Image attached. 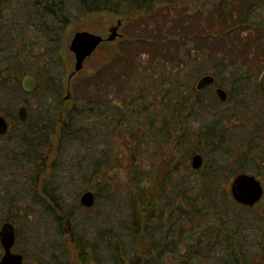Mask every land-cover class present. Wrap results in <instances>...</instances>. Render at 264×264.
<instances>
[{
	"label": "trees",
	"instance_id": "trees-1",
	"mask_svg": "<svg viewBox=\"0 0 264 264\" xmlns=\"http://www.w3.org/2000/svg\"><path fill=\"white\" fill-rule=\"evenodd\" d=\"M209 1L212 4L208 11L202 7L204 4L201 6L202 10L199 4L195 6L199 11L203 27L200 28V24H197L200 19L194 23L202 30L198 34L202 35V41L206 45L196 54L195 49L188 46V42H191L190 34H183L180 28L179 33L172 35L170 32L172 31L170 25L173 21L170 19L168 9L164 10L161 5L170 4L172 0H25L24 27L19 34H17L19 30L16 34H13V29L10 30L9 35L12 36L7 39L5 37L4 46L7 45L14 49L13 60L27 65V60L31 58L35 59V63L42 60V53L36 54L33 48L37 44L39 48L45 45L44 56L46 57L43 63L46 66L42 67L41 72L35 73V76L36 78L38 76V79L44 77V81L48 83L47 86L57 84L58 87L55 86V89L58 93L61 92L62 77L66 72L59 57V49L65 28L70 22L72 8L78 9L80 15L113 13L123 16L126 24H137L138 18H145V23L141 22L142 31L127 32L118 39L121 45L120 51L111 61L88 76L73 78L75 83L88 78V104H84L83 109H76L72 112L68 127L74 129L73 136L79 128V132L83 134L81 137L88 138V148L94 151L88 157L94 177L100 176L104 168L97 149L102 143L98 141L99 137L104 139L107 136L104 133L111 126L113 130L117 126L128 128L127 131L131 136L136 134L134 128L138 125L135 124V118L131 116L133 112L128 110L131 115H126L124 106L147 111L149 116L141 115L142 126H150L153 129L163 127L160 133L155 134L166 137V139L177 135L178 140L175 144L178 147L182 145L180 143L183 142L185 136H191L199 146L196 152L204 156V163L200 168L189 166V181L186 179L181 180L182 182L179 180L171 182V174L180 168L178 161L170 160V162L166 161V165H160L161 168L155 172L156 181H162L159 186L160 192L153 189L152 192L149 191V194L147 189L143 188L145 177H140L136 169L140 168L141 164L131 163L129 168L132 172L131 183L134 189L131 192L132 206L128 219L122 224L105 226L93 221L88 223V232L78 234L72 231L69 238H66L64 222L61 217L58 218L61 241L54 246L55 251L49 254L51 261L45 264H170L168 261L170 255L175 259H180L175 264H201L197 262L198 260L195 261V256H191L192 254L201 256L200 258L216 257L218 264H255V261H252L250 248L243 239L237 241L238 237H235V233L241 230V220L238 216L232 220L230 211L237 202L231 198L226 187L223 186L231 178V168L224 158L217 160L215 156L217 154L221 156L220 151L224 149L227 136L224 135V131L236 129L238 124L236 122H244L243 117L246 113L239 116L232 115V111L242 104L245 87L249 91L255 89L250 87L254 77L251 70L261 71L264 63L261 58L257 60L258 57L255 56L259 55L255 53L246 57L244 61L235 58L232 63L226 64L224 59L219 58L218 55L220 52H225V55L227 51L223 47L218 48L219 50L215 49L217 38L224 37L226 32H219L220 35H218L216 29L212 30L214 27L211 26L209 29L205 25L206 23L209 25L210 19H214L218 24L230 25L225 29L234 30L238 18L242 16L245 19L250 18V11L257 1L250 0L256 3L254 2L243 11L239 10L240 5L237 3L239 0H218L221 1L218 5V1L207 0ZM262 3L264 4V1ZM219 6L222 9L221 12L218 11ZM233 7L237 10L233 11ZM187 12L189 13V10ZM203 18L207 19L204 21ZM179 20L182 18L180 17ZM208 39L214 42L208 43ZM253 42L254 38L245 39L239 50L247 48L248 51L262 50L264 52L263 34L255 46ZM228 45L233 47V44ZM255 59L257 64H255ZM9 66V68L0 69V79H3L5 84L20 83L19 76L28 70L15 65L18 69L15 68L13 71L12 66L14 65L9 64ZM52 67L55 69L53 70ZM205 76L214 77L216 84L223 89L229 86L228 91L225 89L228 93L226 104L218 99L211 86L201 90L198 88L197 79L200 80ZM255 86L257 90L260 89L258 85ZM261 95L264 97L263 92ZM211 102L217 104L212 107L213 109L222 108L224 110L225 106L226 115H218L219 120L213 119L210 125L205 127L201 124L200 129L195 130L190 121L195 120L199 113L202 114L203 112L200 111L206 110L207 104ZM227 102L231 105H227ZM154 108L157 112L152 118L150 115L156 111ZM230 111L231 113L227 114ZM28 114V118L20 123L28 122L31 115L30 112ZM82 118H85L84 121L88 119V123L79 127L77 122L80 123ZM155 121L162 126L156 125ZM246 122L256 124L258 127L261 124L264 125V120L257 116L255 118L250 116ZM37 130L41 133L44 128L38 127ZM43 137L46 138V136ZM241 139L242 137L236 140L235 149L242 147L243 139ZM244 145L248 146V144ZM158 147L161 148L159 145ZM249 147L248 152L243 155L245 159L243 165L235 171L246 172L243 167L248 162L257 163L260 169L264 168L263 147L261 148L259 144L249 145ZM256 148L258 152L255 151ZM162 150L163 148L159 151ZM139 152L142 153L140 150ZM162 168L166 170L165 174L161 173ZM53 185L49 183L48 193L53 197L52 200H56L53 194L56 186ZM41 198L43 197H38V200L41 201ZM158 200L164 201L165 204L157 206L154 202ZM202 201L208 205H201ZM69 215L71 212L68 213ZM171 220L173 223L169 224ZM183 221L185 223H182ZM185 224L190 226L187 231L188 236L177 238L175 234L185 235L187 230ZM187 239L191 240L186 250L183 251L180 249L181 244L187 242ZM186 256L193 258L184 261Z\"/></svg>",
	"mask_w": 264,
	"mask_h": 264
},
{
	"label": "rangeland",
	"instance_id": "rangeland-1",
	"mask_svg": "<svg viewBox=\"0 0 264 264\" xmlns=\"http://www.w3.org/2000/svg\"><path fill=\"white\" fill-rule=\"evenodd\" d=\"M217 1L215 0L214 2ZM256 1L239 0L237 2L240 5V11L248 8L254 2L256 5L250 11V18L245 19L242 18L243 16L238 18L239 20L234 30L225 29V27L230 25L218 24L214 19H210L211 23L209 25L206 23L205 25L209 29L211 26L212 28L214 27L212 30L215 31L216 29L218 33L226 32L225 38L223 36L217 38L215 49L219 50L223 47L227 51L225 55V52H220L218 57L224 59L223 61L228 65L235 58L244 61L246 57L255 53L259 55L255 56L258 57L257 60L259 61L261 58L264 63V52L262 50L248 51L247 48L239 50L245 39L254 38L253 44L255 46L259 37L262 34L264 35V4L262 3L264 0ZM218 3H221V1H218L217 5ZM25 4V0H0V69L9 68L10 64L14 65L12 66L13 71L15 68L18 69V66L15 65H20L22 69L28 70L25 73H21L19 76L20 83L18 84H5L4 80L0 79V115L7 119L9 127L7 134L0 136V227L4 222H13L16 225L18 236L15 250L24 254L26 264H45L51 261L49 254L55 251L54 246L61 241L58 218L61 217L64 222L66 238H69V234H72V231L78 234L88 232V223L93 221L97 222L98 225L105 226L122 224L128 219L132 206L130 201L131 192L134 189L131 183L132 172L129 168L131 163L141 164V167L136 169L140 177H145L146 181H144L145 185L143 188L147 189V193L149 194V191L153 189L159 193V186L162 181H156L155 172H157L158 168H161L159 167L160 165H166V161L170 162V160L178 161L177 164L180 165V168L174 174H171V182L178 180L182 182L181 180L186 179L189 181L188 172L189 166L192 165V156L194 154L203 156V154L196 152L199 146L191 136H185L183 142L180 143L182 145L178 147L175 144L178 140L177 135L166 139V137L155 134L160 133L163 127H154V130L153 127L142 126L141 115L144 117L149 116L147 111L139 108L134 109L132 106H124L126 115H131L128 110L133 112L131 116L135 118V124L138 125L134 128L136 134L131 136L127 131L128 128L118 126L114 127V131L111 126L104 133L107 134L104 139L99 137L98 141L102 143L98 145L97 149L104 168L100 176L94 177L92 175L93 169H91L90 160L88 159L94 151L88 148V138L84 139L81 137L83 134L79 132V128H77L76 135L73 136L72 132L74 129L68 127L69 121L72 119V112L76 109H83V105L88 104V78L87 80L81 79L77 83L73 81V78H70L76 64L75 53L70 49L71 41L74 35L81 31L100 35L104 39L96 51L87 57L83 69L76 73L75 78L79 79L80 77L88 76V74L93 73L99 67L111 61L120 51L121 45L118 39L127 32L142 31L141 22L144 24L145 18H138L136 20L137 24H126L123 16L113 13L102 12L80 15L78 9L72 8L70 10L72 12L70 22L65 28L59 49V57L66 72L62 77L61 92L58 93L55 89V86L58 87L57 84H49L47 86L48 83L44 81V77H39L38 79V76L37 78L35 76V73L41 72L42 67L46 66L43 63L46 57L44 56L45 45L39 48L40 46L37 44L33 48L36 54L42 53V60L39 63H35V59L31 58L27 60V65L13 60L14 49L7 47V45L4 46L5 37L7 39V37L12 36L9 35L10 30L13 29V34H16L19 30L17 33L19 34L24 27ZM198 4L201 10V6L204 4L202 7L208 11L212 3L210 1L207 2V0H172L170 4L161 5L164 10L168 9L170 19L173 21V24L170 25L172 35L180 31L183 34H190L191 42H188V46L194 48L196 54L202 51L200 50L201 48L206 46L202 41V35L198 34L199 31H202L199 27H203V25L201 26L199 11L195 7ZM184 9L186 11L183 12ZM187 10H189V13ZM219 10L220 12L222 10L220 6L218 7ZM236 10L237 8L233 7V11ZM180 17L182 20H179ZM203 19L205 21L207 18ZM119 21L121 22L120 25H118ZM180 21L182 22L181 24ZM196 21H198V25L200 24L199 27L195 25L194 22ZM116 26H118L119 36L113 40H108L112 35V29ZM179 28L180 31H178ZM213 42L214 40L208 39V43ZM228 44H233V47ZM257 60L255 64H257ZM23 65L25 66L23 67ZM52 68L53 70L55 69L54 67ZM251 72L254 77L251 80L252 84L250 87L252 86L256 90L252 89L249 91L245 87L242 104L232 111V115L240 116V114L246 113L245 117H243L245 118L244 122H236L238 123L236 129L224 131V135H227V141L225 140L224 149L220 151L221 156L218 154L215 156L217 160L224 158L231 168V170L229 169L231 172L228 170L231 178L223 186L226 187L235 202L237 201L231 194V183L238 173L256 175L263 182L264 187V168L260 169L257 163L248 162L243 167L246 172L235 171L236 168L243 165L245 160L243 155L248 152L249 145L255 146L259 144L264 149V125L261 124L258 127L256 124L246 122V119L250 118V116L254 118L257 116L264 120V97L261 95V89H259V92L255 86L258 85L261 71L252 69ZM27 76L34 77L38 82V86L33 91L23 88V82ZM197 80L199 81V79ZM226 84L228 85V81ZM217 86L218 84L211 85V89L220 99V96L216 93ZM228 87L225 88L227 91ZM35 90L36 93H34ZM207 105L206 110L200 111L201 113L203 112L202 114H197L196 119L190 121L195 130H199L201 124L206 127L213 122V119L219 120L218 115H226L224 112L225 106L223 107L224 110H222V108H212L217 105L215 102ZM227 105H231V103L227 102ZM22 107H25L28 111L27 118L28 113L30 112L31 114L28 122L23 124L20 122L24 121L25 118L19 116V109ZM154 110L156 111L150 115L152 118L156 116L157 109L154 108ZM230 113L231 111L227 114ZM54 117L56 118L55 121ZM167 118L171 120L169 116ZM84 119L82 118L80 123L77 122L79 127L88 123V119H86L87 121H84ZM236 120H239V118H236ZM155 123L160 127L162 126L157 121ZM38 127L44 128L43 134H41L42 132L39 133ZM157 128L159 129L157 130ZM44 132L46 133L44 134ZM113 132L115 133L112 134ZM242 134L244 135L240 136ZM43 136H46V138ZM241 137L243 139H241L242 143L248 144V146H243L242 144V147L235 149L234 147L237 146L235 144L236 140ZM162 148L163 150L159 151ZM258 148H256V152H258ZM162 169L161 173L165 174L166 170ZM49 183L56 186L53 192L56 200H52L53 197L48 193V190H50ZM87 191H91L95 195V203L91 207H86L81 203V196ZM40 196L43 197L41 201L38 200ZM159 201L154 203L157 206L165 204L164 201ZM201 203L204 206L208 205L204 201ZM231 209L230 216L232 220L235 216H238L241 220V230L237 234L234 232L235 237H238L237 241L243 239L247 244L253 258L251 259L253 262L255 261V264H264V194L253 206L237 202ZM69 212H71V215L68 216ZM171 223H173L172 220L169 224ZM182 223H185V221ZM184 226L187 228L185 235L175 234L177 238L181 239V237L185 238L188 236L189 232L187 231H189L190 226L187 224ZM190 240L187 239V242L183 240L184 243L181 244L180 249L186 250ZM203 246L205 245L203 244ZM1 249L0 244V251ZM191 256H195V261L198 260L197 262L201 264H218V260H215L216 257L206 258L202 256L203 258H200L201 256L193 254ZM186 257L184 261L193 258ZM168 261L170 264H175L180 259H175L170 255L168 256Z\"/></svg>",
	"mask_w": 264,
	"mask_h": 264
},
{
	"label": "water",
	"instance_id": "water-1",
	"mask_svg": "<svg viewBox=\"0 0 264 264\" xmlns=\"http://www.w3.org/2000/svg\"><path fill=\"white\" fill-rule=\"evenodd\" d=\"M121 22H118L120 25ZM118 34V26L112 29V35L108 40L115 39ZM104 41L103 37L88 31L77 32L71 41L70 49L75 53L76 64L72 75L83 69L84 62L87 57L91 56L98 46ZM258 83L264 90V70L260 74ZM38 86L37 80L32 76L25 77L24 87L26 90H34ZM219 96L222 100H226V92L222 89L218 90ZM25 108L19 109V116L24 118ZM8 128L6 120L0 115V132L6 131ZM203 164V157L200 154L193 156L192 165L194 168H200ZM231 194L233 198L240 204L249 206L255 205L264 194L263 183L255 175L249 173H239L231 183ZM81 203L86 207H91L95 203V195L91 191L85 192L81 196ZM2 243L6 249V254L0 264H22V256L14 254L11 249L15 243V229L14 225L7 222L3 225L1 230Z\"/></svg>",
	"mask_w": 264,
	"mask_h": 264
},
{
	"label": "flooded vegetation",
	"instance_id": "flooded-vegetation-1",
	"mask_svg": "<svg viewBox=\"0 0 264 264\" xmlns=\"http://www.w3.org/2000/svg\"><path fill=\"white\" fill-rule=\"evenodd\" d=\"M263 70H264V68H262V70H261V73L263 72ZM260 73V74H261ZM75 75H76V73L74 74V75H72V77L70 76V78H74L75 77ZM23 84H24V82H23ZM214 84H216V81H215V78L214 77H212V76H205V77H203L202 79H200L199 80V82H198V88L201 90V89H204V88H206L207 86H211V85H214ZM258 85H259V83H258ZM259 87H260V85H259ZM23 88L25 89V87H24V85H23ZM219 89H222V90H224L225 92H226V100H222L221 99V97H220V99H221V101L222 102H226L227 101V99H228V93H227V91L225 90V89H223L222 87H220V86H217L216 87V93L219 95V93H218V90ZM260 89H261V91L263 92V94H264V90L260 87ZM31 91H33V90H31ZM25 108V107H24ZM25 110H26V108H25ZM27 110H26V112H25V115H24V118L26 119L27 118ZM5 120H6V122H7V119L3 116V115H1ZM7 126H8V123H7ZM8 130H9V127L7 128V130L6 131H4V132H0V136H3V135H5V134H7V132H8ZM203 162H204V160H203ZM203 165V164H202ZM256 176V175H255ZM257 177V176H256ZM258 178V177H257ZM263 183V182H262ZM5 223H7V222H4L2 225H1V227H0V244H1V251H0V263L2 262V260H3V258H4V256H5V254H6V249H5V247H4V245H3V243H2V238H1V230L3 229V225L5 224ZM13 225H14V229H15V243H14V245H13V247H12V249H11V252L12 253H14V254H19V255H21L22 256V264H26V260H25V256H24V254L22 253V252H18V251H16L15 250V246H16V243H17V229H16V225L13 223V222H11Z\"/></svg>",
	"mask_w": 264,
	"mask_h": 264
}]
</instances>
